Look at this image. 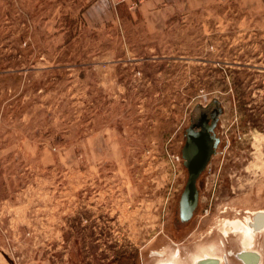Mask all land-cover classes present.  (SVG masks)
<instances>
[{
  "label": "rangeland",
  "instance_id": "1",
  "mask_svg": "<svg viewBox=\"0 0 264 264\" xmlns=\"http://www.w3.org/2000/svg\"><path fill=\"white\" fill-rule=\"evenodd\" d=\"M113 2L0 0V264H192L210 247L241 264L222 229L264 210V1L187 3L155 34ZM214 98L220 144L183 223L185 130Z\"/></svg>",
  "mask_w": 264,
  "mask_h": 264
},
{
  "label": "water",
  "instance_id": "2",
  "mask_svg": "<svg viewBox=\"0 0 264 264\" xmlns=\"http://www.w3.org/2000/svg\"><path fill=\"white\" fill-rule=\"evenodd\" d=\"M222 114L223 106L217 98L206 106H195L191 113L190 124L185 130V143L181 150L183 165L188 172V179L179 200V217L183 223L192 219L198 207L200 194L197 183L217 153L220 138L216 134V128ZM252 225L257 230L264 228V212H258L254 216ZM236 256L243 262H250L248 258L252 256L254 264L258 262V257L253 253L240 252ZM198 264H219V261L205 259Z\"/></svg>",
  "mask_w": 264,
  "mask_h": 264
},
{
  "label": "bare ground",
  "instance_id": "3",
  "mask_svg": "<svg viewBox=\"0 0 264 264\" xmlns=\"http://www.w3.org/2000/svg\"><path fill=\"white\" fill-rule=\"evenodd\" d=\"M258 212H264V210H260L257 212H254L252 217L247 219L246 222H240V221H227L225 224V227L222 229V232L225 236H229L230 234H233L234 236H237L242 248L239 252L234 253V255H237L240 252H247L248 254L253 253L256 257H258L257 264H263L264 263V255L260 252V250L256 249V237L259 235V233L264 232V228L261 230H257L253 227V218ZM218 249L215 247H210L207 250H205V253H202V250L200 252L203 255H197L199 257H196L192 264H198L201 260L205 259H216L219 261V264H224L226 262V257L224 256H218L217 255ZM175 253V252H174ZM232 255V253H230ZM227 258L229 255H226ZM180 254L172 255L171 259L165 260V262H159V264H179L180 262ZM228 260V259H227ZM250 262H243L241 261V264H254V258L251 256L248 258ZM184 264V263H183Z\"/></svg>",
  "mask_w": 264,
  "mask_h": 264
},
{
  "label": "crops",
  "instance_id": "4",
  "mask_svg": "<svg viewBox=\"0 0 264 264\" xmlns=\"http://www.w3.org/2000/svg\"><path fill=\"white\" fill-rule=\"evenodd\" d=\"M208 1L212 0H144L139 6L138 16L142 20L144 28L149 33L155 34L163 31L168 20L178 13V10H182V6L185 4L193 3L195 7H198ZM131 18L135 19V17Z\"/></svg>",
  "mask_w": 264,
  "mask_h": 264
},
{
  "label": "built area",
  "instance_id": "5",
  "mask_svg": "<svg viewBox=\"0 0 264 264\" xmlns=\"http://www.w3.org/2000/svg\"><path fill=\"white\" fill-rule=\"evenodd\" d=\"M112 1V0H111ZM114 4H125L129 11L134 12L144 0H113Z\"/></svg>",
  "mask_w": 264,
  "mask_h": 264
},
{
  "label": "flooded vegetation",
  "instance_id": "6",
  "mask_svg": "<svg viewBox=\"0 0 264 264\" xmlns=\"http://www.w3.org/2000/svg\"><path fill=\"white\" fill-rule=\"evenodd\" d=\"M216 154H217V153H216ZM216 154H215V155H216ZM178 254H180L179 250H178ZM232 257H235V258H237V256H236V255H234V253H232V255H231V258H232ZM237 259H238V258H237ZM238 260H239V259H238Z\"/></svg>",
  "mask_w": 264,
  "mask_h": 264
}]
</instances>
